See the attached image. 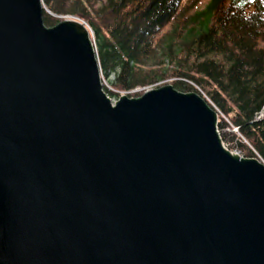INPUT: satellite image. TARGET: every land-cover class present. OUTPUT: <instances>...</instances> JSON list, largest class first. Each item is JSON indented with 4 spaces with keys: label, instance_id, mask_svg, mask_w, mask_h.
I'll list each match as a JSON object with an SVG mask.
<instances>
[{
    "label": "water",
    "instance_id": "obj_1",
    "mask_svg": "<svg viewBox=\"0 0 264 264\" xmlns=\"http://www.w3.org/2000/svg\"><path fill=\"white\" fill-rule=\"evenodd\" d=\"M0 0V264H264V162L172 84L103 88L92 32Z\"/></svg>",
    "mask_w": 264,
    "mask_h": 264
},
{
    "label": "trees",
    "instance_id": "obj_2",
    "mask_svg": "<svg viewBox=\"0 0 264 264\" xmlns=\"http://www.w3.org/2000/svg\"><path fill=\"white\" fill-rule=\"evenodd\" d=\"M43 3L47 26L61 21L53 14L86 22L113 88H141V96L171 80L182 92H197L219 112L224 143L264 162V0Z\"/></svg>",
    "mask_w": 264,
    "mask_h": 264
},
{
    "label": "rangeland",
    "instance_id": "obj_3",
    "mask_svg": "<svg viewBox=\"0 0 264 264\" xmlns=\"http://www.w3.org/2000/svg\"><path fill=\"white\" fill-rule=\"evenodd\" d=\"M54 17L58 18V19H61V20H64V19H68V18H72L73 15H61V14H53ZM106 78V81L108 82V85H109V89L110 91H113L114 94H120L121 95H128L130 97H138L136 96V93L137 92H140L142 89L141 88H136V89H133V90H129V91H126V92H122L120 90H116L115 88H113L114 84H113V81L115 79L114 75L113 74H110L109 77H105ZM166 81H168L166 83ZM166 81H162L160 83H158V85H162V84H170L169 82L171 80H166ZM154 88H157V87H154ZM112 100L114 99H118L119 97H117L116 95H113V94H109L108 95ZM226 145V144H225ZM230 150L232 151H235L236 149H231L228 145H226Z\"/></svg>",
    "mask_w": 264,
    "mask_h": 264
},
{
    "label": "built area",
    "instance_id": "obj_4",
    "mask_svg": "<svg viewBox=\"0 0 264 264\" xmlns=\"http://www.w3.org/2000/svg\"><path fill=\"white\" fill-rule=\"evenodd\" d=\"M102 83H103V88H104V90H105V88H106V89H109V88H108V87H109L108 82L106 81V78H105V76H104L103 74H102ZM117 100H118V99H114V100H112V101L115 103ZM234 152H236V153L242 155L241 152H240L239 150H235Z\"/></svg>",
    "mask_w": 264,
    "mask_h": 264
}]
</instances>
